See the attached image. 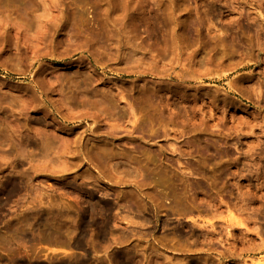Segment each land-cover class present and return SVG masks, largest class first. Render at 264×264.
<instances>
[{"label": "rangeland", "instance_id": "374dc122", "mask_svg": "<svg viewBox=\"0 0 264 264\" xmlns=\"http://www.w3.org/2000/svg\"><path fill=\"white\" fill-rule=\"evenodd\" d=\"M0 264H264V0H0Z\"/></svg>", "mask_w": 264, "mask_h": 264}]
</instances>
